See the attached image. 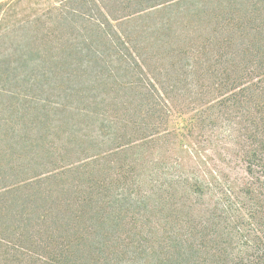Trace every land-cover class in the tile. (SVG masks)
Instances as JSON below:
<instances>
[{
  "label": "trees",
  "instance_id": "obj_1",
  "mask_svg": "<svg viewBox=\"0 0 264 264\" xmlns=\"http://www.w3.org/2000/svg\"><path fill=\"white\" fill-rule=\"evenodd\" d=\"M116 7L100 75L127 93H66L63 75L60 93H43L65 65L31 34L0 47V264H264V252L230 251L202 213L225 200L216 180L151 161L170 115L197 108L201 135L219 130L262 192L264 0Z\"/></svg>",
  "mask_w": 264,
  "mask_h": 264
},
{
  "label": "rangeland",
  "instance_id": "obj_2",
  "mask_svg": "<svg viewBox=\"0 0 264 264\" xmlns=\"http://www.w3.org/2000/svg\"><path fill=\"white\" fill-rule=\"evenodd\" d=\"M117 1L120 0H0L1 50L17 43L21 33L31 34L32 39H36L35 44L49 52L50 61L65 65L66 71L64 68L57 71L58 78L49 80L45 86L49 90L43 93H60L59 88L54 87L61 82V75L68 84L64 89L66 93H74L75 89H81L82 93H127L119 89L117 82L109 76L100 75L106 67L113 68L110 38L113 37L115 22L112 17ZM119 73L123 75L124 71ZM197 110L190 108L181 115H170L162 131L170 132L169 144L165 145L171 148L163 153L165 150L161 149L168 137L159 140L152 145L158 148L154 149L151 161L163 154L165 167L174 172L179 173L182 167L191 166L201 169L209 181L216 180L218 187L212 192L217 199L225 196V200L217 205V209L207 206L208 210L202 213L214 215L213 221L218 226L213 230L217 234L224 232V238L232 242L230 251L234 254H262L264 188L261 193L258 188L262 180L249 174L240 161L231 158L228 154L231 146L226 140L221 142L224 147L221 143L218 146L219 130L212 142L209 137L201 135ZM149 171L137 169L138 173ZM221 188L228 190L229 197L220 192Z\"/></svg>",
  "mask_w": 264,
  "mask_h": 264
}]
</instances>
